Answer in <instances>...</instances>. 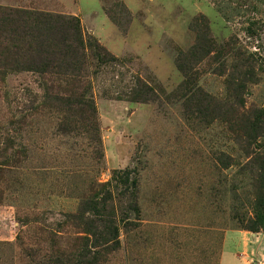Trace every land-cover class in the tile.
<instances>
[{
	"label": "rangeland",
	"instance_id": "obj_1",
	"mask_svg": "<svg viewBox=\"0 0 264 264\" xmlns=\"http://www.w3.org/2000/svg\"><path fill=\"white\" fill-rule=\"evenodd\" d=\"M8 9L75 15L119 62L76 105L64 74L27 70L26 47L0 31V264H219L225 232L262 215L264 0H0V18ZM137 77L153 99H130ZM86 223L117 230L93 263L78 257Z\"/></svg>",
	"mask_w": 264,
	"mask_h": 264
},
{
	"label": "trees",
	"instance_id": "obj_2",
	"mask_svg": "<svg viewBox=\"0 0 264 264\" xmlns=\"http://www.w3.org/2000/svg\"><path fill=\"white\" fill-rule=\"evenodd\" d=\"M7 11L0 18V31L9 28V32L15 34V38L11 39L12 42L17 45L21 43L26 47L27 50L24 51L27 55L26 59L31 58L30 60L25 59L26 69L37 73L64 74L65 82L69 86L68 91H70L68 96L71 100L76 105L90 104L92 96L89 76L97 74V71L103 70L106 66L119 62V59L112 56L91 34L85 32L80 19L75 15L30 9H8ZM212 48V41L207 38L205 49L202 48L201 53H208L212 51ZM176 65L184 72L183 84H185L191 73L181 66L179 61ZM58 87L60 86L56 88L59 89ZM155 95L156 89L153 86L142 78H136L131 88L130 99L147 101L153 99ZM54 97L55 99L61 98L58 95ZM135 181V179L131 181L132 190L135 189ZM262 188L263 192L258 199L259 206H262V215L248 222L245 228L248 231L258 232L261 227L257 225L260 220L258 222L257 220L264 216V187ZM106 198L108 196L102 195V199ZM93 199L96 197L92 196ZM93 218L106 220L99 215L92 216ZM104 227H106V232L102 233L93 230V225L90 223H86L83 227L84 232L88 234L86 240L92 238V241L82 243L78 253V257L82 258L84 263H93L97 260L99 252L110 249L116 243V227L112 223L105 224ZM98 237L102 238L101 243L97 242Z\"/></svg>",
	"mask_w": 264,
	"mask_h": 264
},
{
	"label": "crops",
	"instance_id": "obj_3",
	"mask_svg": "<svg viewBox=\"0 0 264 264\" xmlns=\"http://www.w3.org/2000/svg\"><path fill=\"white\" fill-rule=\"evenodd\" d=\"M219 264H264V231L227 230Z\"/></svg>",
	"mask_w": 264,
	"mask_h": 264
}]
</instances>
